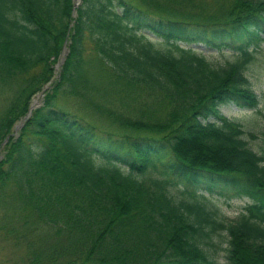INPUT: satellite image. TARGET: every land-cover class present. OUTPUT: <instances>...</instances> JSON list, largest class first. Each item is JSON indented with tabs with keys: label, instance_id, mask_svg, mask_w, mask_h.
I'll return each instance as SVG.
<instances>
[{
	"label": "trees",
	"instance_id": "obj_1",
	"mask_svg": "<svg viewBox=\"0 0 264 264\" xmlns=\"http://www.w3.org/2000/svg\"><path fill=\"white\" fill-rule=\"evenodd\" d=\"M262 43L264 0H0V242L22 264H216L224 234L225 264H264V130L256 152L219 110L258 108Z\"/></svg>",
	"mask_w": 264,
	"mask_h": 264
},
{
	"label": "rangeland",
	"instance_id": "obj_2",
	"mask_svg": "<svg viewBox=\"0 0 264 264\" xmlns=\"http://www.w3.org/2000/svg\"><path fill=\"white\" fill-rule=\"evenodd\" d=\"M192 47L194 48V50L204 52L207 55L212 54V56L210 57L214 60L218 59L223 61L227 56L231 55V53L229 52H226L224 56L215 53V51L209 52L201 45H196ZM66 54L67 50L65 55ZM56 65L57 63L55 64V72L57 73L60 68L56 70ZM248 81L252 86V89L260 97L261 103L259 104L258 108L256 110H240L233 105H226L221 106L219 110L224 116L230 118L235 122H238L242 126V129L244 131L243 136L244 139L247 141L248 146L252 150L259 152V147L261 145L260 140H252L250 138V135L252 134L259 138L261 131L264 130V43H262L254 53L253 62L248 68ZM43 96L44 93H39L35 97H33L32 101L39 103V107L42 105L41 100ZM246 202V199H236L232 200L231 202L225 205L223 201H215L218 207L225 214V217H227L228 219L235 218L238 213L242 210ZM225 248L226 237L224 234H222V236L220 237H212L210 244L205 248V250L209 253L210 258L215 261L216 264H225ZM25 255L26 250L23 246L15 245L11 241L3 240L0 242V264H22L25 260Z\"/></svg>",
	"mask_w": 264,
	"mask_h": 264
},
{
	"label": "water",
	"instance_id": "obj_3",
	"mask_svg": "<svg viewBox=\"0 0 264 264\" xmlns=\"http://www.w3.org/2000/svg\"><path fill=\"white\" fill-rule=\"evenodd\" d=\"M81 0H73V7L74 9L80 4ZM66 53V50L65 48H63L62 50V53H61V56L57 62V65H56V70H58L60 68V66L62 65L63 61H64V55ZM39 103H36V102H33L31 103L30 107H29V110H28V113L27 115L24 117V119L14 127V134L17 133V131L22 127L24 121L30 116V112L32 109L38 107Z\"/></svg>",
	"mask_w": 264,
	"mask_h": 264
}]
</instances>
